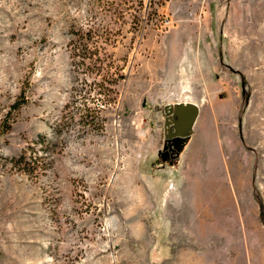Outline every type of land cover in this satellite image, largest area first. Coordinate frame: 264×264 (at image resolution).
Returning a JSON list of instances; mask_svg holds the SVG:
<instances>
[{
	"label": "rangeland",
	"instance_id": "1",
	"mask_svg": "<svg viewBox=\"0 0 264 264\" xmlns=\"http://www.w3.org/2000/svg\"><path fill=\"white\" fill-rule=\"evenodd\" d=\"M0 264H264V0H0Z\"/></svg>",
	"mask_w": 264,
	"mask_h": 264
},
{
	"label": "bare ground",
	"instance_id": "2",
	"mask_svg": "<svg viewBox=\"0 0 264 264\" xmlns=\"http://www.w3.org/2000/svg\"><path fill=\"white\" fill-rule=\"evenodd\" d=\"M192 105H195L193 103H188L187 107L182 108L178 112V118L180 121H183L182 128H184L185 131L190 130V125H194L197 121V116H195V110L191 107Z\"/></svg>",
	"mask_w": 264,
	"mask_h": 264
},
{
	"label": "water",
	"instance_id": "3",
	"mask_svg": "<svg viewBox=\"0 0 264 264\" xmlns=\"http://www.w3.org/2000/svg\"><path fill=\"white\" fill-rule=\"evenodd\" d=\"M187 105H188V104H187ZM187 105H181V106H179V107H178V110H177V114H178V112H179L182 108L187 107ZM191 107L195 110V116H197V114H198V106H197V105H192ZM191 126H192V125H190V130L188 131L189 133L192 131ZM181 127H182V126H181ZM186 132H187V131H186Z\"/></svg>",
	"mask_w": 264,
	"mask_h": 264
},
{
	"label": "trees",
	"instance_id": "4",
	"mask_svg": "<svg viewBox=\"0 0 264 264\" xmlns=\"http://www.w3.org/2000/svg\"><path fill=\"white\" fill-rule=\"evenodd\" d=\"M23 100H25V99H19V100H17L14 103L13 108L14 109H19L22 106L23 102H24ZM19 160L22 161L23 160V157H21Z\"/></svg>",
	"mask_w": 264,
	"mask_h": 264
},
{
	"label": "crops",
	"instance_id": "5",
	"mask_svg": "<svg viewBox=\"0 0 264 264\" xmlns=\"http://www.w3.org/2000/svg\"><path fill=\"white\" fill-rule=\"evenodd\" d=\"M183 64H185V62H183ZM179 88H181V89H185V88H184V85L180 86ZM188 103H193V104L196 105L195 101H192V100H190V102H188Z\"/></svg>",
	"mask_w": 264,
	"mask_h": 264
}]
</instances>
